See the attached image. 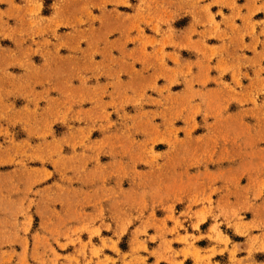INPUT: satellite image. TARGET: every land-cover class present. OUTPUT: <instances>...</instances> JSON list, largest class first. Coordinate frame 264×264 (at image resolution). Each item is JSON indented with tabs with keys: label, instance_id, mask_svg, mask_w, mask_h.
Segmentation results:
<instances>
[{
	"label": "rangeland",
	"instance_id": "1",
	"mask_svg": "<svg viewBox=\"0 0 264 264\" xmlns=\"http://www.w3.org/2000/svg\"><path fill=\"white\" fill-rule=\"evenodd\" d=\"M0 264H264V0H0Z\"/></svg>",
	"mask_w": 264,
	"mask_h": 264
}]
</instances>
